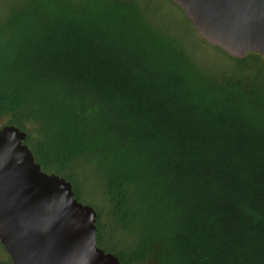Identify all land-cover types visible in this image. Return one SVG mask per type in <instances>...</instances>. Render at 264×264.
I'll return each mask as SVG.
<instances>
[{"label": "trees", "instance_id": "16d2710c", "mask_svg": "<svg viewBox=\"0 0 264 264\" xmlns=\"http://www.w3.org/2000/svg\"><path fill=\"white\" fill-rule=\"evenodd\" d=\"M79 12L26 0L0 23V115L39 123L43 168L98 161L132 260L264 264V84L206 81L120 0Z\"/></svg>", "mask_w": 264, "mask_h": 264}, {"label": "water", "instance_id": "95a60500", "mask_svg": "<svg viewBox=\"0 0 264 264\" xmlns=\"http://www.w3.org/2000/svg\"><path fill=\"white\" fill-rule=\"evenodd\" d=\"M197 35L232 58H264V0H169ZM27 133L0 129V243L12 264H122L97 245V213L42 171Z\"/></svg>", "mask_w": 264, "mask_h": 264}, {"label": "rangeland", "instance_id": "374dc122", "mask_svg": "<svg viewBox=\"0 0 264 264\" xmlns=\"http://www.w3.org/2000/svg\"><path fill=\"white\" fill-rule=\"evenodd\" d=\"M26 0H0V23L12 9ZM83 15L91 18L101 9L106 0H66ZM124 7L132 9L138 19L141 18L158 36L168 43L171 50L184 59L192 69L202 75L206 81L218 85L246 84L260 86L264 84V58L257 54H248L243 59H235L223 51L203 41L196 33L183 11L169 0H120ZM80 14V12H79ZM140 17V18H139ZM94 19V18H93ZM139 21V20H138ZM142 21V22H143ZM143 22V23H144ZM10 115H0V129L10 125ZM28 141L25 144L35 153L34 145L39 140V123L29 121L25 129ZM48 174H56L68 180L73 187L75 199L94 208L97 213L101 242L97 245L104 252L120 258L123 264H150V259L132 260L131 254L138 242L133 235L120 227L112 215V205L106 191L104 175L97 160L89 157L77 159L58 168L57 164L48 168L41 167ZM58 169V170H57ZM135 236V238H134ZM0 264H12L9 255L0 243Z\"/></svg>", "mask_w": 264, "mask_h": 264}]
</instances>
